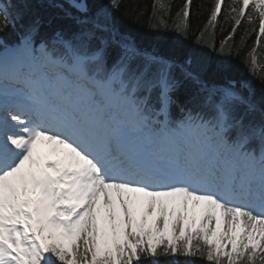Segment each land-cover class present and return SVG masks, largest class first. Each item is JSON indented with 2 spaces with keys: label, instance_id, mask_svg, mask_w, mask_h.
Instances as JSON below:
<instances>
[{
  "label": "snow or ice",
  "instance_id": "1",
  "mask_svg": "<svg viewBox=\"0 0 264 264\" xmlns=\"http://www.w3.org/2000/svg\"><path fill=\"white\" fill-rule=\"evenodd\" d=\"M122 6L0 0V264H264L256 48L238 76L223 45L216 59L141 47ZM222 13L228 39L258 14L264 41V0H215L209 24ZM170 16L154 0L149 26Z\"/></svg>",
  "mask_w": 264,
  "mask_h": 264
},
{
  "label": "trees",
  "instance_id": "2",
  "mask_svg": "<svg viewBox=\"0 0 264 264\" xmlns=\"http://www.w3.org/2000/svg\"><path fill=\"white\" fill-rule=\"evenodd\" d=\"M164 2L171 4V16L165 17L168 22V31H154L149 26L150 23L154 22L149 20V17L153 14L154 0H123V6L120 12L116 13V17L120 21L123 30L130 32L141 47L155 48L161 52H167L175 47H199L204 56L209 59H216L223 45L225 54L231 49V66L238 76L248 75L243 61L245 56L255 47L258 62L264 67V41L256 44L258 14L254 16L253 22L247 21L246 17L243 18V22L233 34V38L228 39L232 22L230 19H225L224 13L218 17L214 27L209 24L214 0H193L192 15L189 21L190 30L186 36H177L171 29L175 24V14L182 8L185 0H164ZM227 3L232 4L233 0H227ZM248 11L250 9L246 10V15ZM136 12H141L143 15L137 17ZM241 37H244L243 44L241 43ZM213 45L215 50H213ZM237 45L241 46L239 55H237ZM170 259L161 257V264H168ZM187 259L180 257V264H185ZM145 264H148V262L146 261ZM193 264H206V261L193 258Z\"/></svg>",
  "mask_w": 264,
  "mask_h": 264
}]
</instances>
